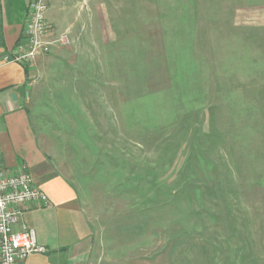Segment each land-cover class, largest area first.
I'll use <instances>...</instances> for the list:
<instances>
[{"label":"rangeland","instance_id":"rangeland-1","mask_svg":"<svg viewBox=\"0 0 264 264\" xmlns=\"http://www.w3.org/2000/svg\"><path fill=\"white\" fill-rule=\"evenodd\" d=\"M22 102L93 264H264V0H48Z\"/></svg>","mask_w":264,"mask_h":264},{"label":"crops","instance_id":"crops-1","mask_svg":"<svg viewBox=\"0 0 264 264\" xmlns=\"http://www.w3.org/2000/svg\"><path fill=\"white\" fill-rule=\"evenodd\" d=\"M29 0H0V159L8 173L25 166L51 206H21L18 227L36 232L37 243L46 250L20 264H93L91 228L74 187L52 168L39 146L22 102L28 68L8 58L22 40ZM48 10L46 13V21ZM27 68V73H26Z\"/></svg>","mask_w":264,"mask_h":264},{"label":"built area","instance_id":"built-area-1","mask_svg":"<svg viewBox=\"0 0 264 264\" xmlns=\"http://www.w3.org/2000/svg\"><path fill=\"white\" fill-rule=\"evenodd\" d=\"M47 10L48 0H29L22 40L16 44L9 62L24 64L33 60L42 49L48 32ZM29 203H38L44 208L51 206L25 166L8 173L0 159V264H20L31 254L46 252L37 243L36 232L32 228L18 227L20 208Z\"/></svg>","mask_w":264,"mask_h":264},{"label":"trees","instance_id":"trees-1","mask_svg":"<svg viewBox=\"0 0 264 264\" xmlns=\"http://www.w3.org/2000/svg\"><path fill=\"white\" fill-rule=\"evenodd\" d=\"M26 73H27V68H26Z\"/></svg>","mask_w":264,"mask_h":264}]
</instances>
